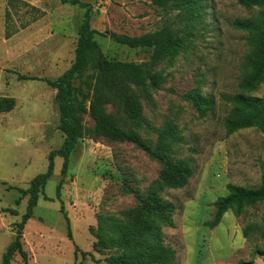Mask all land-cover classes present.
<instances>
[{
	"label": "rangeland",
	"instance_id": "rangeland-1",
	"mask_svg": "<svg viewBox=\"0 0 264 264\" xmlns=\"http://www.w3.org/2000/svg\"><path fill=\"white\" fill-rule=\"evenodd\" d=\"M92 8L90 24L102 54L110 61L147 64L149 49H130L113 36L137 38L168 27L182 49L159 60L151 73L161 75L157 88L139 92L140 110L126 119L111 105L104 111L124 129L135 131L151 148L152 128L170 120L182 143L172 160H187L193 176L178 190L162 197L175 211L173 227H162L163 245L174 251L170 264H264V202L243 210H229L219 225L208 229L213 203L227 194V184L259 185L264 173V134L255 128L227 136L223 123L230 110L226 98L238 92L247 52L246 33L234 30L233 21L256 17L260 9H247L237 0H80ZM84 9L59 0H0V98H13L14 108L0 114V263L14 239L15 225L26 211L27 198L18 206L16 190L45 172L47 156L57 150L64 135L58 129L56 91L41 81L54 80L74 61L77 31ZM199 89L215 106L204 118L182 96ZM254 96L264 97V83ZM82 138L69 156L60 199L66 211L72 241L60 213L55 187L62 160L22 232L28 264H104L118 251L95 252L92 243L99 224L108 230L112 221H134L139 203L129 188L145 196L161 167L135 145L106 134L94 133L88 109L79 115ZM248 230V236L243 232ZM108 233V232H106ZM74 245L93 255L74 259ZM261 253H256V252ZM10 264H23L14 254Z\"/></svg>",
	"mask_w": 264,
	"mask_h": 264
},
{
	"label": "trees",
	"instance_id": "trees-1",
	"mask_svg": "<svg viewBox=\"0 0 264 264\" xmlns=\"http://www.w3.org/2000/svg\"><path fill=\"white\" fill-rule=\"evenodd\" d=\"M59 2L84 9L83 19L77 31L78 38L72 65L54 80L25 76H19V79L41 81L56 91L58 129L64 135V140L57 150L48 154L45 172L35 176L26 189L8 187L9 190H16L19 193V197L15 200L16 206L24 198H27V205L21 221L15 225L14 239L6 248L0 264H10L14 254L21 257L23 264H28L27 254L22 248V232L32 218L38 200L40 198L49 200L44 190L53 175L55 158L62 160L55 197L60 203V213L66 222L67 238L72 241L69 220L60 199V191L66 177L69 156L83 135L79 115L87 109L95 123L94 133L106 134L135 145L161 167L158 178L151 183L145 196L129 188L126 189L139 203L134 221L131 223L112 221L108 230H104L99 224L100 230L92 243L93 251H118V254L103 259L104 264H170L175 253L163 245L161 229L173 227L172 216L175 207L171 202L163 199L162 195L166 190L182 189L193 176V170L187 160H172L174 148L182 143L180 133L170 120L164 121L161 126L152 128L156 141L151 148L135 131L118 125L103 107L109 104L126 119L132 120L140 110L139 92L147 93L157 88L161 82V75L151 73V69L162 58L177 54L183 47V40L175 39L168 27L137 38L113 36V41L119 45L130 49L151 50V58L143 65L110 61L104 57L94 39L96 32L90 24L91 6L80 0H59ZM237 2L247 9L259 8L260 12L254 18L236 20L231 24L234 30L246 33L248 50L243 58V75L239 79L238 92L226 98L230 110L224 120L223 128L227 136L249 128H255L264 134V97L253 95L264 83V0H237ZM191 3L193 0L186 1L189 6ZM182 99L196 109L199 118L206 117L215 106L214 99L203 96L199 89L187 92ZM14 106L13 98H0V114L8 113ZM226 190L227 194L217 198L213 203L212 219L204 224L210 230L219 225L227 211L231 210L239 217L244 209L264 202V173L255 188L227 184ZM248 233L247 229L243 232L245 237ZM73 251L75 261L80 254L82 261L89 257L91 261L99 263L98 260H94L92 254L82 252L75 245Z\"/></svg>",
	"mask_w": 264,
	"mask_h": 264
}]
</instances>
